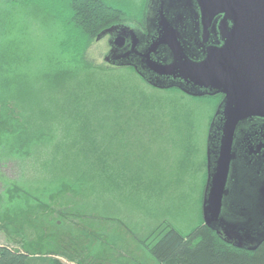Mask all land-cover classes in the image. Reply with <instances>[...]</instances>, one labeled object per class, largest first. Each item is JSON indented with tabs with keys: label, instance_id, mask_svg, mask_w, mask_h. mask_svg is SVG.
<instances>
[{
	"label": "trees",
	"instance_id": "1",
	"mask_svg": "<svg viewBox=\"0 0 264 264\" xmlns=\"http://www.w3.org/2000/svg\"><path fill=\"white\" fill-rule=\"evenodd\" d=\"M0 1L8 7L39 5L58 16L52 43L39 48L40 57L27 43L0 48V157L33 159L35 165L30 182L7 183L0 214L5 229L14 218L20 226L32 228L34 240H26L27 231L18 227L20 239L12 241L16 247L0 245V264H62L60 257L71 264H146L133 257L116 260V251L96 235L100 245L92 250L91 245H80L81 237L70 226L62 232L58 229L65 220L89 229L110 221L96 215L98 203L93 200L98 195L140 207L150 195L159 199L164 194V186L159 185L162 176L157 175L155 183L143 171V150L138 147L142 144L136 137L144 130L143 123L158 119V111L144 101L137 104L133 84L125 85L128 79L110 73L117 67L104 60L105 66L97 64L89 57L102 31L128 25V12L106 0H50L56 5L49 0ZM148 3L139 13L140 23L132 27L144 30ZM183 168L179 166L180 175ZM149 189L151 193H145ZM39 209L51 214H43L44 230L32 225ZM85 232L90 238L91 231ZM141 242L151 259L148 264H264V242L253 251L236 248L202 220L186 234L161 220Z\"/></svg>",
	"mask_w": 264,
	"mask_h": 264
},
{
	"label": "water",
	"instance_id": "2",
	"mask_svg": "<svg viewBox=\"0 0 264 264\" xmlns=\"http://www.w3.org/2000/svg\"><path fill=\"white\" fill-rule=\"evenodd\" d=\"M146 33L126 25L118 59L156 89L222 95L206 145L203 224L253 251L264 242V0H149Z\"/></svg>",
	"mask_w": 264,
	"mask_h": 264
},
{
	"label": "rangeland",
	"instance_id": "3",
	"mask_svg": "<svg viewBox=\"0 0 264 264\" xmlns=\"http://www.w3.org/2000/svg\"><path fill=\"white\" fill-rule=\"evenodd\" d=\"M106 1L115 4V8L128 12L127 18L130 20L126 21L128 24L126 26L132 27V25L140 23L139 13L143 4L149 0ZM51 3L48 2V4ZM52 4L56 5V3ZM55 16L57 15L54 10L50 9V11L44 12L39 5L8 7L0 1V48L7 45L17 47L18 44L27 43L33 48L32 53L36 52V57H40L39 48L52 43V31L58 29V20ZM106 40L101 38L100 42L94 43L89 55L95 63L104 66L106 64L102 58L108 50ZM116 67V69L110 68L109 70L112 69L110 73L116 78L128 79L130 83H124L125 85L133 84L131 89L135 90V94H137V104L140 105L144 101L148 108L152 107L156 112L158 111V119L153 123H143L144 130L139 132L136 137L137 141L142 144V147H138L143 150L140 155L143 159V171L150 175L155 183L158 181L157 175L162 176L163 184L159 185L164 186V194L159 199L152 195L147 200L144 197L146 203L143 201L141 208L139 203L120 202L119 198L113 199V196L104 194L105 196L100 198L98 195L93 200V204L98 203L94 207L96 215L109 218L110 221H101L100 225H92V229H89L84 225L80 228L75 227L74 221L76 220L72 222L65 220L64 225L58 229L62 232V230H68L70 226L74 234L81 237L80 245L86 247L91 245L92 250L100 245L99 241L93 237L96 235L103 245L109 244L110 248L116 251L113 253L116 260L121 259L120 257H133L137 261L148 264L151 259L141 241L161 220L170 222L182 234L201 225L208 127L215 109L219 105L220 98L219 96L194 98L177 89L163 91L151 88L141 82V78L133 72V69ZM131 127L134 128L137 125H131ZM132 130L130 129L131 135L135 134V132L132 133ZM132 140L136 145L134 139ZM184 159L188 162L186 165L181 164L185 162ZM32 160H4L0 157V214L4 208L2 204L5 202L2 195L6 190L7 183L15 181L22 184L30 182V179L33 178L35 165L32 164ZM179 166L185 168H183L184 171H181V175L178 173ZM156 188H158L157 184ZM145 193H151V189ZM39 211L40 214L36 217L37 220L32 222V225L39 224L36 227L44 230L45 217L43 216L45 215L43 214L50 213L41 209ZM56 216L57 214L53 215L54 218ZM29 218L35 219L33 215H30ZM4 222L0 215L1 246L8 245L15 248L16 245L12 241H19L20 236L17 234L19 228H23L24 233L27 231L28 234L26 237L24 236L26 240H34L35 234L31 231L32 228L27 225L20 226L19 221L15 222L13 218L9 224L10 228L5 229ZM8 229H10L9 232H7ZM49 230L47 229L48 232H50ZM85 230L91 231L90 238L86 235ZM110 254L112 255V253ZM58 259L62 264H71L64 258Z\"/></svg>",
	"mask_w": 264,
	"mask_h": 264
},
{
	"label": "flooded vegetation",
	"instance_id": "4",
	"mask_svg": "<svg viewBox=\"0 0 264 264\" xmlns=\"http://www.w3.org/2000/svg\"><path fill=\"white\" fill-rule=\"evenodd\" d=\"M110 28V27H109ZM134 28V27H133ZM108 29V28H107ZM106 30V29H105ZM140 32H142L143 34L146 33V29L144 28L143 29H138ZM102 39H107V46H108V50L107 52L105 53L104 55V58L103 60L105 59V57L110 54V60H114L116 61L115 59H118L121 55H123L125 52H127L129 49H130V46H131V41L130 40H125L122 43H120V45H117V41H118V31H112L111 34H106L105 36L102 37ZM111 65V64H109ZM114 66V65H112ZM116 67V66H115ZM131 68V67H129ZM132 69V68H131ZM219 96L220 98V102L223 98L222 95H216V96H212V97H217ZM206 98H209V97H206ZM219 102V103H220ZM218 106V105H217ZM217 108V107H216ZM215 112H216V109H215ZM214 112V114H215ZM214 116V115H213ZM213 118V117H212ZM212 120V119H211ZM211 123V121H210ZM210 126V125H209ZM209 129V127H208ZM205 163H206V155H205ZM206 178H207V169H206V172H205V182H206Z\"/></svg>",
	"mask_w": 264,
	"mask_h": 264
}]
</instances>
